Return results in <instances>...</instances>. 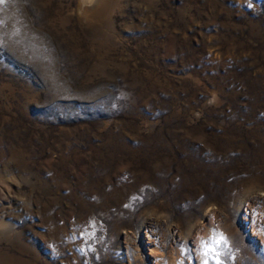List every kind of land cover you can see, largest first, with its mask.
<instances>
[{
	"label": "rangeland",
	"instance_id": "rangeland-1",
	"mask_svg": "<svg viewBox=\"0 0 264 264\" xmlns=\"http://www.w3.org/2000/svg\"><path fill=\"white\" fill-rule=\"evenodd\" d=\"M214 233L264 264V0L0 3V264H217Z\"/></svg>",
	"mask_w": 264,
	"mask_h": 264
},
{
	"label": "snow or ice",
	"instance_id": "snow-or-ice-1",
	"mask_svg": "<svg viewBox=\"0 0 264 264\" xmlns=\"http://www.w3.org/2000/svg\"><path fill=\"white\" fill-rule=\"evenodd\" d=\"M4 0H0V3H3ZM227 241L226 239L223 237L222 234H219L217 236V234H213V237L210 238L209 241H205L203 242L204 247H205V256L207 257L210 253H215L216 257H217V264H220L219 261V248L221 245H226ZM205 264H208V260H205Z\"/></svg>",
	"mask_w": 264,
	"mask_h": 264
},
{
	"label": "bare ground",
	"instance_id": "bare-ground-1",
	"mask_svg": "<svg viewBox=\"0 0 264 264\" xmlns=\"http://www.w3.org/2000/svg\"><path fill=\"white\" fill-rule=\"evenodd\" d=\"M91 3V2H90ZM88 11V9H86V12Z\"/></svg>",
	"mask_w": 264,
	"mask_h": 264
}]
</instances>
